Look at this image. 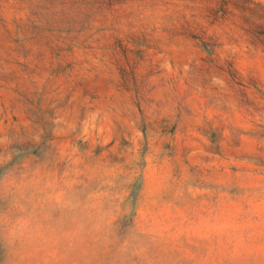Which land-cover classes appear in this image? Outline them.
<instances>
[{"label":"rangeland","instance_id":"rangeland-1","mask_svg":"<svg viewBox=\"0 0 264 264\" xmlns=\"http://www.w3.org/2000/svg\"><path fill=\"white\" fill-rule=\"evenodd\" d=\"M0 264H264V0H0Z\"/></svg>","mask_w":264,"mask_h":264}]
</instances>
